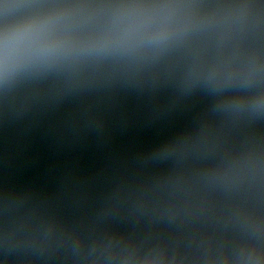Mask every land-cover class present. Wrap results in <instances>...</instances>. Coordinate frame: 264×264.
Listing matches in <instances>:
<instances>
[{"label": "clouds", "instance_id": "9594fccd", "mask_svg": "<svg viewBox=\"0 0 264 264\" xmlns=\"http://www.w3.org/2000/svg\"><path fill=\"white\" fill-rule=\"evenodd\" d=\"M46 27H47L46 24H35L34 23V24H30L16 31L11 36L6 34L4 37V41H3L5 49H7L9 44L16 47V46L26 44L29 41L34 40L36 37H39L44 33ZM57 46H58L57 44L43 41L39 45V48L36 49V51H38L40 54H47L51 52ZM22 54L27 55L28 51L26 50Z\"/></svg>", "mask_w": 264, "mask_h": 264}]
</instances>
